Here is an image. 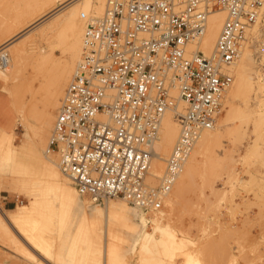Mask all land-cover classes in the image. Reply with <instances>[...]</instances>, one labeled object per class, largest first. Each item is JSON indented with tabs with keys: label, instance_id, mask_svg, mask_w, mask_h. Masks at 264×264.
Listing matches in <instances>:
<instances>
[{
	"label": "bare ground",
	"instance_id": "6f19581e",
	"mask_svg": "<svg viewBox=\"0 0 264 264\" xmlns=\"http://www.w3.org/2000/svg\"><path fill=\"white\" fill-rule=\"evenodd\" d=\"M106 1L31 0L17 14L10 27H6L8 35L0 43V83L10 85L2 90L5 101L0 103L8 114L16 117L30 131L33 141L32 145L16 150L13 125L9 123L10 127L6 129L0 127V172L15 173L32 197L31 203L23 206L17 214L7 213L0 207V231L10 248L33 263H49V258L56 252L54 260L59 264H163L160 259L162 254L170 258L168 264H174L175 253L183 248V244L174 236H169L170 227L162 220L172 219L174 208L189 181L204 163L212 159L214 148L222 143L225 135L229 136L231 119L242 113L233 103L245 106L246 159L264 157V150L257 142L264 141V137L257 134L258 129L264 128V69L259 64L260 60L264 61V43L259 41L263 32V6L260 18L248 32L238 61L229 69L234 79L225 94L226 115L220 117L222 110L216 124L204 130L198 138L182 173L164 198L163 205L165 203L168 207V212L139 215L135 219L130 207L144 210L123 199H107L104 203H98L83 195L62 172L59 158L49 145L59 105L81 62L86 22L88 17L103 16ZM83 15H87V18H83ZM225 20V11L214 9L208 17L207 30L200 42L188 46L189 54L198 50L206 57L211 56ZM20 37H23L21 42L14 44ZM250 42H253L252 45H249ZM42 43H46L47 47H43ZM251 46L255 48L254 55ZM57 49L64 55L61 60L55 56ZM253 57L257 59L253 60ZM27 64L32 66L29 77L24 75ZM251 67L254 68L255 76L251 74ZM44 94H47L44 106L41 111H36L37 100ZM177 94L174 90L173 95ZM56 108L55 116L52 111ZM178 109L180 112L185 109V103L181 100ZM29 118H34L37 124H32ZM6 119L7 113L3 115L2 121ZM251 125H254L252 127L257 141L251 136ZM179 134L175 116L167 112L161 123L159 138L154 143L157 157L152 164L153 177L148 181L154 187L158 185L156 179L164 174V161L170 155ZM18 163L23 165L16 171ZM57 217L61 222L59 225L56 223ZM66 220H70L69 225L64 222ZM149 225L152 233L147 231ZM65 231L67 236L61 238L60 235ZM126 235L142 241L134 258L130 257V250L121 253L116 247V242L127 241ZM59 243L62 246L58 249ZM196 262L192 255H186L185 264Z\"/></svg>",
	"mask_w": 264,
	"mask_h": 264
},
{
	"label": "built area",
	"instance_id": "2783aa9c",
	"mask_svg": "<svg viewBox=\"0 0 264 264\" xmlns=\"http://www.w3.org/2000/svg\"><path fill=\"white\" fill-rule=\"evenodd\" d=\"M263 6L264 0H107L102 17H88L81 62L49 145L83 195L162 208L201 133L216 124L234 79L229 69ZM214 9L226 20L213 54H189ZM167 112L180 134L154 187V143Z\"/></svg>",
	"mask_w": 264,
	"mask_h": 264
},
{
	"label": "rangeland",
	"instance_id": "374dc122",
	"mask_svg": "<svg viewBox=\"0 0 264 264\" xmlns=\"http://www.w3.org/2000/svg\"><path fill=\"white\" fill-rule=\"evenodd\" d=\"M30 1L0 0V43L8 35L5 32L6 27H10L17 14ZM262 30L259 41L264 43V22ZM22 39L23 37L18 38L14 44H19ZM252 43L250 42L249 45ZM41 45L47 47L46 43ZM250 48L254 55L255 48L252 46ZM55 56L59 60L64 58L59 49L55 51ZM257 58L253 57V60ZM259 64L264 69V61L260 60ZM27 65L28 68L25 67L26 72L24 71L25 77H29L32 73L31 64ZM252 67L250 71L252 76H255ZM0 84V102H4L2 90L9 88L10 85ZM46 98L47 94L38 98L36 111H41ZM226 105L227 101L224 102L220 117L226 115ZM233 106L242 110V113L231 119L229 136L225 135L228 137L214 148L212 159L204 163L194 178L189 181V186H186L182 198L174 208L172 219L162 220L170 227L169 236H174L183 244V248L175 253L172 261L174 264H185L187 254L192 255L197 264H264V157L253 156L246 159L245 106L240 103H233ZM52 112L56 116L57 108ZM6 113L8 119L2 121ZM29 119L32 124H37L34 118ZM9 123L13 125L16 150L22 146L32 145L30 131L25 129L16 117L8 114L6 108L0 103V127L3 126L6 129L10 127ZM252 126L254 125H251L250 131L253 132L251 136L254 141H257ZM257 134L264 137V128L258 129ZM257 142L264 150V141ZM22 165L23 163L16 164V171L20 170ZM31 200L32 197L15 173L0 172V207L7 213L17 214L23 206H28ZM130 210L133 218L137 219L139 215L150 216L168 212V207L164 203L162 209L156 212L139 211L131 207ZM58 220L56 223L59 225L61 222ZM64 222L69 225L70 220ZM147 231L153 232L151 225ZM66 236V231L60 235L61 238ZM126 236L127 241L116 242V247L121 250V253L130 250V257L134 258L136 250L139 251L141 248L142 241H136L132 235ZM156 236L159 237L160 234L157 233ZM70 240L71 238L68 242ZM63 245L65 247L66 244ZM61 246L59 243L58 249ZM62 253H65L64 249ZM55 254L56 252L49 258L50 262L45 264H59L54 260ZM21 256L19 252L10 248L4 234L0 231V264H41L39 261L33 263ZM160 259L163 264L170 263V258L164 254Z\"/></svg>",
	"mask_w": 264,
	"mask_h": 264
}]
</instances>
